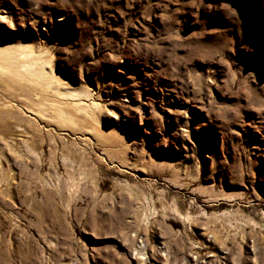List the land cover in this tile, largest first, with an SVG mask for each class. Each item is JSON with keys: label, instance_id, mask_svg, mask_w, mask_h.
I'll list each match as a JSON object with an SVG mask.
<instances>
[{"label": "rangeland", "instance_id": "1", "mask_svg": "<svg viewBox=\"0 0 264 264\" xmlns=\"http://www.w3.org/2000/svg\"><path fill=\"white\" fill-rule=\"evenodd\" d=\"M0 40L63 81L0 73V264H264V0H0Z\"/></svg>", "mask_w": 264, "mask_h": 264}, {"label": "bare ground", "instance_id": "2", "mask_svg": "<svg viewBox=\"0 0 264 264\" xmlns=\"http://www.w3.org/2000/svg\"><path fill=\"white\" fill-rule=\"evenodd\" d=\"M39 60L41 58L35 55L31 47L26 44L11 45L0 40L1 74L14 73L35 83L54 85L55 88L63 84V81L55 76L53 67L51 70H46V66Z\"/></svg>", "mask_w": 264, "mask_h": 264}]
</instances>
